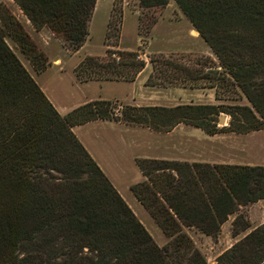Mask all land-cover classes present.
Wrapping results in <instances>:
<instances>
[{
  "label": "trees",
  "instance_id": "obj_1",
  "mask_svg": "<svg viewBox=\"0 0 264 264\" xmlns=\"http://www.w3.org/2000/svg\"><path fill=\"white\" fill-rule=\"evenodd\" d=\"M173 1L222 73L212 70L207 58L195 63L199 68L151 60L145 85H163L152 80L155 73L169 86L199 78L229 81L249 107L118 106L96 99L60 115L4 40L16 21L11 16L8 26L0 22V264H206L181 228L213 238L239 206L264 198V165L136 158L143 179L129 189L171 238L159 247L71 130L95 120L163 133L179 124L207 135L264 128V0ZM95 2L14 0L35 31L46 28L70 51L83 44ZM166 2L139 0V5ZM137 57L133 51L107 49L103 57L84 58L76 76L79 81L131 82L145 65ZM221 114L229 117L226 126L218 125ZM248 227L236 215L231 235ZM214 264H264V223Z\"/></svg>",
  "mask_w": 264,
  "mask_h": 264
},
{
  "label": "rangeland",
  "instance_id": "obj_2",
  "mask_svg": "<svg viewBox=\"0 0 264 264\" xmlns=\"http://www.w3.org/2000/svg\"><path fill=\"white\" fill-rule=\"evenodd\" d=\"M13 10L16 12V9H7L0 3L2 24L8 26ZM3 14L6 17H2ZM15 21L17 25L13 26V30L6 29L5 40L60 115L89 99L97 98L110 99L118 106L214 104L228 111L232 106L249 107L241 91L229 81L199 78L188 82L186 86H169L155 73L152 80L163 85H145L147 76L152 73L151 60H156L157 64L161 60H170L199 68L195 63L207 58L208 66L222 73L216 57L173 0L151 7L140 6L139 0H96L87 35L76 51L66 49L58 38L51 37L46 30L33 32L28 24L21 23L24 22L22 15ZM193 31L197 36H193ZM24 38L23 44L15 41ZM107 49L135 52L137 58L144 61V68L131 82L79 81L76 76L79 63L88 56L103 57ZM157 64L155 67L160 65ZM228 120L229 117L223 115L224 122L218 125L226 126ZM94 122L77 127L72 132L159 247L167 244L171 238L162 233L129 189L132 184L143 179L135 166L136 158L264 165V128L243 134L218 132L207 135L184 124L163 133L108 120ZM236 215H240L249 227L237 236H232L231 222ZM262 223L264 198L239 206L235 213L227 217L218 235L213 238L202 235L194 228L181 229L201 253L206 264H214L222 252Z\"/></svg>",
  "mask_w": 264,
  "mask_h": 264
},
{
  "label": "crops",
  "instance_id": "obj_3",
  "mask_svg": "<svg viewBox=\"0 0 264 264\" xmlns=\"http://www.w3.org/2000/svg\"><path fill=\"white\" fill-rule=\"evenodd\" d=\"M0 3H2L7 9H16V12H15V10H13V11H11V13H13V19L14 20H18L19 19V15H22V17H24L23 16V14L21 13V11L18 9V7L15 5V3H14V0H0ZM21 23H25V24H28L29 26H30V28H31V30L33 31V32H35V33H39L40 31H42V30H46L47 31V33L51 36V37H54L46 28H44V27H42L41 29H39V30H37V31H35L32 27H31V25L29 24V22L27 21V19L24 17V22L22 21ZM192 34H193V36H197V34H196V32H192ZM5 40V39H4ZM5 42H6V40H5ZM6 44L8 45V43L6 42ZM9 46V45H8ZM9 48L12 50V48H11V46H9ZM12 52L14 53V51L12 50ZM15 54V53H14ZM51 66H52V64H51ZM97 99H100V98H97ZM89 100H96V99H89ZM106 100H110V99H106ZM57 110V109H56ZM58 111V110H57ZM59 112V111H58ZM96 121V120H95ZM89 123H95L94 121H91V122H87V123H85V124H82V125H78V126H73L72 128H71V130L74 132V129L75 128H77V127H80V126H83V125H87V124H89ZM85 147V146H84ZM86 148V147H85ZM88 151V150H87ZM89 152V151H88ZM140 173V172H139ZM141 175V174H140ZM142 177V176H141ZM222 226V225H221ZM237 236V235H236Z\"/></svg>",
  "mask_w": 264,
  "mask_h": 264
},
{
  "label": "water",
  "instance_id": "obj_4",
  "mask_svg": "<svg viewBox=\"0 0 264 264\" xmlns=\"http://www.w3.org/2000/svg\"><path fill=\"white\" fill-rule=\"evenodd\" d=\"M223 122V115H220L218 119V124H223Z\"/></svg>",
  "mask_w": 264,
  "mask_h": 264
}]
</instances>
